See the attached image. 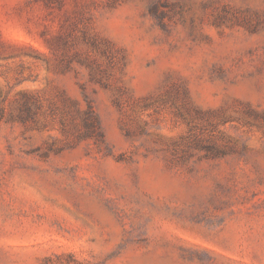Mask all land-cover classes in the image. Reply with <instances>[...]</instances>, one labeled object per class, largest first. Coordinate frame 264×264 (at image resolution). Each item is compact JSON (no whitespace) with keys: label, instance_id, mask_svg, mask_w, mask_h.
Segmentation results:
<instances>
[{"label":"rangeland","instance_id":"374dc122","mask_svg":"<svg viewBox=\"0 0 264 264\" xmlns=\"http://www.w3.org/2000/svg\"><path fill=\"white\" fill-rule=\"evenodd\" d=\"M0 264H264V0H0Z\"/></svg>","mask_w":264,"mask_h":264}]
</instances>
